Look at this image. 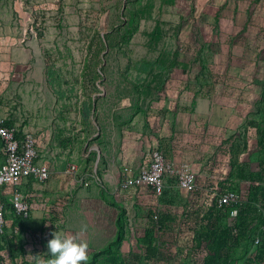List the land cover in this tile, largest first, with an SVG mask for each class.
Returning <instances> with one entry per match:
<instances>
[{
    "label": "rangeland",
    "instance_id": "rangeland-1",
    "mask_svg": "<svg viewBox=\"0 0 264 264\" xmlns=\"http://www.w3.org/2000/svg\"><path fill=\"white\" fill-rule=\"evenodd\" d=\"M13 33L16 40L8 38ZM16 46L22 52L14 59ZM198 97L210 99L206 156L224 159L222 184L254 204L247 225L240 223L242 232L224 248L225 264H264V238L253 242L264 223V191L253 192V185H264V146L258 145L264 128V0H0V109L21 130L45 133L56 147L51 159L61 168L60 185L47 191L51 199L42 204L46 217L8 232L0 242V264L50 258L47 242L54 232L86 242L87 264H203L211 220L235 222L228 219L229 207L211 210L194 201L188 209L192 195L173 181L160 194L140 189L124 205L113 190L125 161L108 169L112 155L130 141L141 149L140 160L148 150V117L163 114L164 100L177 99V110L191 111ZM69 163L76 164L74 173L62 171ZM27 190L32 202L45 193L32 184ZM154 212L170 218L156 235ZM117 217L122 227L115 240ZM151 235L159 253L145 259Z\"/></svg>",
    "mask_w": 264,
    "mask_h": 264
},
{
    "label": "built area",
    "instance_id": "built-area-1",
    "mask_svg": "<svg viewBox=\"0 0 264 264\" xmlns=\"http://www.w3.org/2000/svg\"><path fill=\"white\" fill-rule=\"evenodd\" d=\"M40 133L32 130H19L16 124H8L3 116H0V145L4 154V162L0 166V242L8 232L17 234L20 223L30 219L32 203L27 194L21 189L22 179L30 178L34 182L43 183L49 177L50 170L45 163L38 162ZM76 164L69 163L64 171L74 173ZM167 181H173L176 186L192 195V200L187 203L188 209L194 207V195L197 192L204 196V206L214 207L219 210H227L228 219L234 220L238 206L247 200V195L235 188L222 186L216 181H211L204 188L198 189L196 172L192 162L183 160L174 162L168 159L157 147L149 149L140 162L138 169L125 166L120 172L113 196L122 204L134 198L138 189L146 187L155 194H160ZM12 214L18 222L8 227V216ZM151 225L155 231L162 228L157 214L153 215ZM181 227L187 226V218L180 222ZM233 231L238 226L232 222ZM261 232L258 231L253 242H259ZM206 253L210 252L207 248ZM4 264H12L7 259Z\"/></svg>",
    "mask_w": 264,
    "mask_h": 264
},
{
    "label": "crops",
    "instance_id": "crops-1",
    "mask_svg": "<svg viewBox=\"0 0 264 264\" xmlns=\"http://www.w3.org/2000/svg\"><path fill=\"white\" fill-rule=\"evenodd\" d=\"M7 27L9 29V25ZM15 34L16 33H13V36L8 35V38L16 40ZM17 40H20L19 35L17 37ZM21 52L22 49L20 47H14L12 51V58L17 59L18 55ZM167 85L169 90L174 89L173 83H168ZM163 104L165 105L163 114L162 112L159 115L155 113L154 116L150 115L148 117V123L145 128V139L148 150L142 155L140 160L137 161L135 159L136 157L139 158V156L141 155V149L137 148L135 141H130V143L128 142V140V143H125L126 145L124 144L122 151L119 153H114L112 155V158L109 159L108 169L115 170L117 168L116 163L118 162V159H123L125 163L123 164L122 168L125 166H130L136 170L138 169V166L142 161L144 155L149 151V149L156 146L164 153V155L168 159L174 162L187 160L193 163L196 172L198 189L204 188L211 181H216L222 186H226L222 184L221 179L224 177V174L227 173L228 164H226L224 159H221L219 157H217L215 161H210L206 156L208 150L206 151L204 140V121L206 117L205 112H207L210 107V99L207 97L196 98L195 106L191 111H189L188 107L186 106H184L182 110H177V99L164 100ZM7 113H9V111H7L5 108L0 109V116H5ZM32 131L40 133L41 135L39 156L37 160L40 163L47 164L50 170L49 177L43 183L34 182L30 178H24L22 179L20 184L21 189L27 194V196L29 194L27 190L28 184H32L36 189H38L40 186H44L45 188V193L41 197H36L33 202L28 197L32 203V213L28 221L32 220L34 222H37L38 218L46 217L47 213L49 212L48 209L46 210L45 205L43 206L42 204L47 203V201L51 199L47 191L53 190L55 185H60L61 180L57 172H59L61 168L59 165H55V162L53 161V159H51V154L56 152V147L50 140L47 139V135H45V133L41 131ZM44 150H46V152ZM222 156L224 155L222 154L220 157ZM130 159H133L135 161L129 162ZM62 171L65 172L64 169ZM140 189L147 188L142 187ZM140 189H138V191ZM194 199L195 202L204 203V196L200 192L195 193ZM132 200H134V198L129 201ZM126 203H124V205ZM105 208V211L109 212L110 207L106 205ZM53 212L54 214H56L55 211ZM57 213L59 215H62L59 209H57ZM10 215L15 217L12 214ZM13 224L14 223L12 221L8 220L9 228Z\"/></svg>",
    "mask_w": 264,
    "mask_h": 264
},
{
    "label": "trees",
    "instance_id": "trees-1",
    "mask_svg": "<svg viewBox=\"0 0 264 264\" xmlns=\"http://www.w3.org/2000/svg\"><path fill=\"white\" fill-rule=\"evenodd\" d=\"M6 122L8 124H15L13 121L11 120H6ZM19 128V127H18ZM19 130H21L19 128ZM260 133H261V137L258 140V145L259 146H264V128H260L259 129ZM263 161H261V170L264 172V158L262 159ZM232 188V187H231ZM254 188V193H258V192H263L264 191V185H253ZM248 197L247 200L244 201L241 206L238 208V212L237 215L235 217V222L234 224H236L238 226L237 231H233V226L232 225H228L226 223H221L220 220L218 219L219 217H215L213 220H211V225L208 227L210 228L209 232L205 234V239L207 240V248L210 250V252L206 253L205 257H204V262L203 264H225L226 263V258L227 253H226V249L224 250V248H229L228 246V242L231 240V236L232 235H236L242 232V230L240 229V223L242 225H247L246 222V212L249 211L250 209H253L254 204H250L248 203ZM212 209H216L214 207L210 208ZM218 210V209H217ZM211 212V211H210ZM156 212L151 214V222L153 220V215ZM245 213V215H244ZM157 214L158 217V221L159 223L162 225V227H165L167 220H169L170 218L168 217V214L166 213H161V214ZM209 215H207L208 217ZM116 225H117V230H116V238L115 240H118V237L120 235V231H121V224L119 222L118 217L115 220ZM262 230H260L261 232V237L260 239L264 238V223L262 226ZM154 236V235H153ZM152 235L149 237L148 241L145 242V251H144V258L145 259H152L155 258L156 256H158L159 253V243L156 242L154 240V237Z\"/></svg>",
    "mask_w": 264,
    "mask_h": 264
},
{
    "label": "clouds",
    "instance_id": "clouds-1",
    "mask_svg": "<svg viewBox=\"0 0 264 264\" xmlns=\"http://www.w3.org/2000/svg\"><path fill=\"white\" fill-rule=\"evenodd\" d=\"M85 229L82 228L81 231ZM53 238L47 242L50 258H39L37 264H87L89 260L88 244L73 235L52 233Z\"/></svg>",
    "mask_w": 264,
    "mask_h": 264
}]
</instances>
